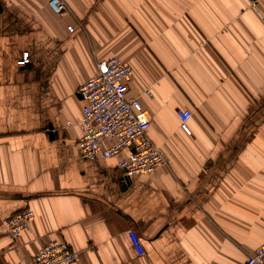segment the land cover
Masks as SVG:
<instances>
[{"label": "crops", "instance_id": "crops-1", "mask_svg": "<svg viewBox=\"0 0 264 264\" xmlns=\"http://www.w3.org/2000/svg\"><path fill=\"white\" fill-rule=\"evenodd\" d=\"M63 1L57 15L0 0V264H33L52 241L79 251L72 264H243L264 244V0ZM110 57L132 67L128 97L166 158L126 182L77 147L78 88Z\"/></svg>", "mask_w": 264, "mask_h": 264}, {"label": "built area", "instance_id": "built-area-1", "mask_svg": "<svg viewBox=\"0 0 264 264\" xmlns=\"http://www.w3.org/2000/svg\"><path fill=\"white\" fill-rule=\"evenodd\" d=\"M263 0H249L255 6ZM49 5L57 15L66 12L63 0H50ZM68 31L73 32L72 26ZM27 54L23 61L25 62ZM132 67L117 57H110L96 63V74L78 88L83 107L79 121L81 136L77 141L79 156L85 160H116L121 171L122 182L134 177L149 176L166 164L161 149L148 137L149 119L138 98L128 97ZM149 96L150 91L145 90ZM180 129L190 135L188 122L192 116L189 110H178ZM67 126L72 124L68 122ZM33 211L15 213L6 221L11 237L17 238L28 231ZM129 242L138 256L144 255L139 235L129 230ZM79 251L64 241H52L42 246L34 256L33 264H72L79 257ZM243 264H264V244L248 253Z\"/></svg>", "mask_w": 264, "mask_h": 264}]
</instances>
